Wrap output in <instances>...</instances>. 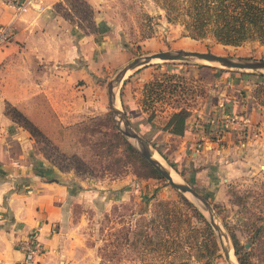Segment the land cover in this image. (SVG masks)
I'll use <instances>...</instances> for the list:
<instances>
[{
  "label": "rangeland",
  "instance_id": "rangeland-1",
  "mask_svg": "<svg viewBox=\"0 0 264 264\" xmlns=\"http://www.w3.org/2000/svg\"><path fill=\"white\" fill-rule=\"evenodd\" d=\"M59 10L56 12L54 8L59 17L70 24H75L73 20L62 17L61 13H68L66 10ZM92 10L95 24L94 19L97 16L94 14V9ZM96 10L99 18L104 17L101 21L105 23H103L105 27L100 31V35L104 37L103 40L108 38L112 41V50L110 54L107 52L106 65L97 64L93 76L89 79L91 83L89 95L84 94L83 99L80 98L77 102L50 103L44 94H42L44 99L36 94L31 96V99L15 105L7 101H4L2 105V111L8 117L7 107L14 106L38 127L49 143L57 148V151L67 156L71 154L79 156L89 168L88 173H78L73 169L59 170L55 162V151L47 150V145L36 141L27 130L9 117L13 123L29 133L39 154L56 170L63 173L68 186L66 212L56 229L61 235L60 245L64 246L61 247L64 252L63 261L58 264H174L173 262L179 258L190 261L192 258L187 249L175 255L172 252L159 253L158 250L152 249V244L143 249L141 245L133 247L131 243L136 230L133 227L134 220L140 219L135 212L137 208L142 207L141 195L149 197V203L143 214L147 218L153 216L154 202L158 200L175 201L179 199V195H183L205 217L207 213L199 208L197 202L188 193L179 192L163 177H147L144 167L125 154L122 146L113 136L117 125L107 100L109 81L132 58L151 52L185 49L212 52L232 58L259 60L264 59V44L258 41H247L238 46H231L216 43L211 37L195 40L182 36L179 25L166 22L160 0H100ZM101 21L98 23L101 24ZM84 24L85 21H83ZM6 44L1 45L0 49ZM99 48L95 50V55L100 51ZM95 55L93 58L96 62ZM200 65L207 64L193 60H155L151 64L137 68L141 70H128L116 87L117 107L125 113L126 117L128 116L131 127L154 150V155L169 168L170 174L175 176L176 173L179 181L190 185L211 204L218 222L227 234L232 252L233 247L228 231L234 232L238 245L241 246L239 251L244 264H264V239L253 245L244 231V225L247 222L253 221L255 226L261 225L254 219L252 213L256 212L258 207H262L261 203L255 201L254 196L264 180V74L211 65L208 66L214 69L208 70ZM28 67L33 68L35 73L45 72L43 71L45 68L50 71L49 68L52 67L54 71L53 62L48 64L41 59H36L28 64ZM143 67H146V70H154L156 74L164 72L165 75L176 76L171 79L165 78L166 76L160 77L162 83L158 91L161 98L155 101L153 99L154 103L149 109L154 113L153 124L150 123V125L155 127L161 125L170 107L188 109L192 106L197 107L199 103L203 104L205 101L206 109L214 106V116L221 114L217 106L221 109L223 105L216 104L221 88L217 81H213V78L219 74L226 75L234 81L243 79L247 83L252 82L250 90L247 91L249 97L245 96L241 103L243 108L248 107L246 113H250L241 116L239 115L241 112L234 114L228 110L227 114L231 117L235 115L238 122L234 120L229 127L223 128L219 120L218 122L213 121L215 125L213 130L209 129V133L205 132L207 138H212L217 142L220 141L223 133H234L233 150L227 152V149H224L222 153L226 160L232 153L231 161L228 162L223 158V160L215 161L216 158L206 156L203 161L198 160L195 164H189L194 165L193 167L197 170L202 167L204 170L208 168L211 171L209 175L206 173L201 177L191 174L187 164L191 151L201 155L202 149L198 150L201 147L200 143H197L194 149L185 150L186 165L177 166L176 164V168L180 169L179 172L176 171L175 166L169 165L170 161H164L159 157L153 145L159 139L157 131H143L141 128L143 120L133 118L131 111L120 104V95L125 94L122 92L125 81L129 83L128 98L124 95L123 100L125 102L135 101L137 100L136 95H139L137 102L140 104L143 88L139 86L142 82L139 75L143 72ZM187 69L196 70L205 77V80L182 77ZM23 72L26 71H20V73ZM13 73L18 75L22 82L29 83L26 76L19 74L18 70L17 73ZM241 73H253L254 75L243 77ZM34 79L39 80L38 77ZM81 81L74 80L71 87L48 84L47 88L54 87L59 90V100H65L73 90H78ZM255 84H259L261 88L255 87ZM130 89L134 92L132 96ZM251 110L254 111L252 115L254 122H249L248 119V116H251ZM204 122L210 124L206 119ZM129 141L134 143L132 139ZM43 151L48 153L50 158H46ZM210 161L214 162L210 163ZM213 165L214 170H212ZM121 179L126 180L125 184L111 183L112 180L118 183L117 180ZM191 221H194L193 218ZM151 230L153 231V229L145 231L152 236ZM214 236L219 249L215 232ZM233 253L236 264H240ZM217 254L218 256L213 259V264H227L220 249Z\"/></svg>",
  "mask_w": 264,
  "mask_h": 264
},
{
  "label": "crops",
  "instance_id": "crops-1",
  "mask_svg": "<svg viewBox=\"0 0 264 264\" xmlns=\"http://www.w3.org/2000/svg\"><path fill=\"white\" fill-rule=\"evenodd\" d=\"M39 1L43 6L40 12L29 10L12 21L11 9L0 0V25L12 21L13 27L10 40L0 49V264L21 261L24 258L23 246L30 235L35 236L41 246L40 252L32 257L31 264H58L63 261L64 246L60 245L61 235L56 229L65 215L68 193L63 173L56 170L39 154L29 133L3 113V102L7 101L15 105L31 99V96L36 94L43 99L45 95L50 103L77 102L80 98L83 99L84 94L89 95L91 84L89 79L93 76L97 64L106 65L105 57L107 52L110 54L112 50V41L108 38L103 40L104 37L100 35V31L105 27V23L101 21L104 17L99 18L96 10L100 0H85L97 16L94 19L97 32L92 33H85L76 24H70L59 17L54 11V5L62 0ZM98 21H101V24ZM98 48L100 51L95 55V50ZM94 55L97 57L96 62ZM36 59L44 60L48 64L53 62L54 71L52 67L49 68L50 71L45 68L43 70L45 72H33V68L29 69L28 64ZM143 68V72L139 75L142 79L140 87H143L154 73V70ZM17 70L19 74L26 76L27 81L29 80L28 84L22 82L18 75L13 73H17ZM22 70L26 72L20 73ZM37 77L39 80L34 79ZM76 79L82 80L81 86H78V90H73L65 100H59L60 91L56 88H47L48 84L71 87ZM213 79L221 88L216 103L223 105L221 109L217 106L221 114L214 116V106L206 109L205 101L203 104L199 103L197 107L188 108L190 115L186 119L183 134L179 136L163 132L146 121L147 114L137 102L139 95H136L135 101L123 100L124 95L128 98L127 81L123 83L122 89L125 94L120 95V104L131 111L133 118L143 120L141 123L143 131H157L159 139L153 144L154 149L159 157L164 161H170L174 168L176 164L185 166L187 158L185 150L194 149V146L200 143L201 147L198 150L202 149L201 155L191 151L187 164L191 174L201 177L206 173L209 175L211 171L201 167L199 170L203 169V172H198L194 165L189 164H195L198 160L203 161L206 156L216 158L215 161L223 160L224 149L231 152L235 146L234 133L228 132L224 140L217 142L207 138L205 132L209 133V129L213 130L215 125L212 122H218L219 119L221 121L228 110L235 114L248 109V107L243 108L241 103L245 96L249 97L247 91L250 90L252 83L250 81L247 83L243 79L234 81L220 74ZM129 92L131 96L134 93L132 89ZM53 107L55 109V105ZM173 109L175 108L170 107L168 113ZM211 117L213 119H210ZM234 118L236 119V116ZM205 119L210 124L204 122ZM232 123H227V127ZM230 154L227 160L225 159L228 162L231 161L232 153ZM212 162L214 161H210ZM179 170L178 168L176 171ZM117 181L119 182L114 183L115 181L112 180L111 183L123 185L126 182L124 179Z\"/></svg>",
  "mask_w": 264,
  "mask_h": 264
},
{
  "label": "trees",
  "instance_id": "trees-1",
  "mask_svg": "<svg viewBox=\"0 0 264 264\" xmlns=\"http://www.w3.org/2000/svg\"><path fill=\"white\" fill-rule=\"evenodd\" d=\"M160 2L166 22L179 25L182 36L195 40L211 37L216 43L231 46H238L247 41H258L264 44V0H160ZM54 8L56 12H59V9L66 10L68 13H61L62 17L73 20L85 33L96 31L92 17V7L85 0H62L57 2ZM83 21H85L84 25ZM200 67L208 70L214 69V67L208 65H200ZM241 74H243V77L254 75L253 73ZM174 76L173 74L165 75L164 72L154 73L152 78L143 85L140 105L145 112L152 107L155 100L161 98L158 91V87L162 83L160 77L171 79ZM187 76L205 80V77L193 69H187L182 75V77ZM257 86L261 88L259 84H255V87ZM244 111L239 115L246 116L250 113ZM6 112L15 123L27 130L36 141L47 145V150L55 151V162L59 170L73 169L78 173L89 172V168L79 156L75 154L67 156L57 151V148L49 143L47 137L38 127L14 106L9 105ZM253 114L254 111L251 112V116H248L250 122L255 121L252 119ZM189 115L187 108L175 107L167 114L158 128L171 135H182ZM153 118L154 113L149 110L146 121L152 123ZM227 133L220 136V141L225 139ZM113 136L122 146L125 154L144 167L147 177L162 178L117 129L114 130ZM43 153L46 158H50L48 153L44 151ZM52 162L54 161L52 160ZM169 165L172 166L173 164L170 162ZM254 199L262 204V207L257 206L258 210L252 213L254 219L259 221L261 225L255 226L253 221L244 225V231L253 245L255 242L264 239V180L255 193ZM140 202L142 207L137 208L135 212L140 219L134 220L133 227L136 230L133 233L134 238L131 242L133 247L141 245L145 249L146 246L152 244V249L158 250L159 253L172 252L175 255L187 249L192 259L186 261L179 258L173 262L174 264H213V259L218 256L219 250L215 242L213 229L204 214L183 195H179V199L175 201L158 200L154 202L153 216L148 218L143 214L149 203V197L141 195ZM191 218H193V222ZM147 229H153V231L151 230L153 232L152 236L145 231ZM228 232L234 255L240 264H244L239 251L241 246L238 245L234 232ZM244 252L246 253V251Z\"/></svg>",
  "mask_w": 264,
  "mask_h": 264
},
{
  "label": "water",
  "instance_id": "water-1",
  "mask_svg": "<svg viewBox=\"0 0 264 264\" xmlns=\"http://www.w3.org/2000/svg\"><path fill=\"white\" fill-rule=\"evenodd\" d=\"M155 60L160 61H204L211 66H216L224 69L244 70L255 72L257 74H264V59L251 60L243 58H232L230 56L215 54L206 51L177 49L173 51H157L132 58L128 61L114 76L110 79L107 88V100L115 119L117 130L119 133L138 151V153L176 190L181 193H188L197 202L200 209L206 211V219L210 223L215 232L217 243L221 255L227 264L229 261V242L225 231L218 222L211 204L190 185L181 182L173 181L170 175V170L163 165L159 160L153 157L154 150H152L147 142L131 127L125 113L117 107L115 103L116 87L121 82L123 76L128 70L137 69L141 66L151 64ZM132 139L134 143L129 141ZM233 253V252H232ZM234 255V253H233ZM236 264V263H235Z\"/></svg>",
  "mask_w": 264,
  "mask_h": 264
},
{
  "label": "built area",
  "instance_id": "built-area-1",
  "mask_svg": "<svg viewBox=\"0 0 264 264\" xmlns=\"http://www.w3.org/2000/svg\"><path fill=\"white\" fill-rule=\"evenodd\" d=\"M1 2L12 11V21L18 17V15L23 14L29 10H34L35 12H40L43 8L39 0H1ZM12 21L7 24L0 25V46L7 43L13 32ZM238 122L237 118L229 116L228 114L222 117L221 125L223 128H227L229 122ZM24 258L13 264H31L32 257L37 255L40 250V242L35 238V236L30 235L28 240L23 246Z\"/></svg>",
  "mask_w": 264,
  "mask_h": 264
},
{
  "label": "bare ground",
  "instance_id": "bare-ground-1",
  "mask_svg": "<svg viewBox=\"0 0 264 264\" xmlns=\"http://www.w3.org/2000/svg\"><path fill=\"white\" fill-rule=\"evenodd\" d=\"M201 62H202V63H206V62H204V61H201ZM115 103L118 104L116 97H115ZM153 157H155L157 160L160 161V159H159L157 156H155L154 153H153ZM160 162H161V161H160ZM161 163H162V162H161ZM162 164L164 165V163H162ZM167 168H168V167H167ZM174 173H175V172H174ZM170 175H171V178L173 179V181H179L178 176H177L176 173H175V176L172 175V174H170ZM228 248H229V261H230L231 264H235L236 261H235V259H234L233 256H232V249H231V246L229 245Z\"/></svg>",
  "mask_w": 264,
  "mask_h": 264
}]
</instances>
